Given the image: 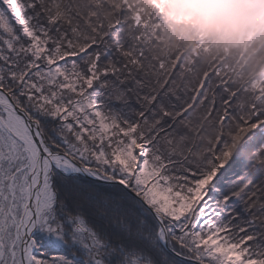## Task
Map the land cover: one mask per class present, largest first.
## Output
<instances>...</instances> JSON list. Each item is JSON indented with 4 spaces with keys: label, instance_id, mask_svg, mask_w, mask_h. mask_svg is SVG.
Masks as SVG:
<instances>
[{
    "label": "snow or ice",
    "instance_id": "1",
    "mask_svg": "<svg viewBox=\"0 0 264 264\" xmlns=\"http://www.w3.org/2000/svg\"><path fill=\"white\" fill-rule=\"evenodd\" d=\"M130 17L0 0V264H264V85Z\"/></svg>",
    "mask_w": 264,
    "mask_h": 264
},
{
    "label": "trees",
    "instance_id": "2",
    "mask_svg": "<svg viewBox=\"0 0 264 264\" xmlns=\"http://www.w3.org/2000/svg\"><path fill=\"white\" fill-rule=\"evenodd\" d=\"M256 1L231 0L227 15L209 18L203 7L219 6L204 0H126L154 57L183 58L197 69H217L248 91L264 85V28L258 31V20L252 19L257 17ZM243 17H250L245 27Z\"/></svg>",
    "mask_w": 264,
    "mask_h": 264
},
{
    "label": "rangeland",
    "instance_id": "3",
    "mask_svg": "<svg viewBox=\"0 0 264 264\" xmlns=\"http://www.w3.org/2000/svg\"><path fill=\"white\" fill-rule=\"evenodd\" d=\"M195 7H193L192 9H195ZM208 9H209V7H208ZM208 9H207V7H203L202 12H206ZM182 12L190 13L191 9L190 10L185 9V10H182ZM254 14H257V17L256 16L252 17V19L254 22L256 20H258L257 22L260 24V28L258 29V31H260L261 29L264 28V0H257L256 1V12ZM171 16L175 17V14H173V15L171 14ZM249 19H250V17H243V19L241 21L242 27H245V24L249 23Z\"/></svg>",
    "mask_w": 264,
    "mask_h": 264
},
{
    "label": "clouds",
    "instance_id": "4",
    "mask_svg": "<svg viewBox=\"0 0 264 264\" xmlns=\"http://www.w3.org/2000/svg\"><path fill=\"white\" fill-rule=\"evenodd\" d=\"M204 2L210 5L219 6L217 8L208 9L205 12V16L210 18L217 14L227 15L229 11V9L227 8V5L231 3V0H204Z\"/></svg>",
    "mask_w": 264,
    "mask_h": 264
}]
</instances>
